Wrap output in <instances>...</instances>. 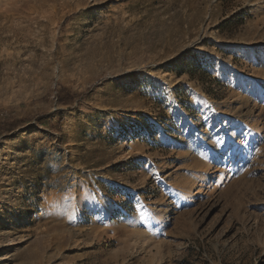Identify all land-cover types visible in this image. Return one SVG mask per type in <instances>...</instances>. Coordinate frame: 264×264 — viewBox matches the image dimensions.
<instances>
[{"label": "rangeland", "instance_id": "obj_1", "mask_svg": "<svg viewBox=\"0 0 264 264\" xmlns=\"http://www.w3.org/2000/svg\"><path fill=\"white\" fill-rule=\"evenodd\" d=\"M0 264H264V0H0Z\"/></svg>", "mask_w": 264, "mask_h": 264}, {"label": "bare ground", "instance_id": "obj_2", "mask_svg": "<svg viewBox=\"0 0 264 264\" xmlns=\"http://www.w3.org/2000/svg\"><path fill=\"white\" fill-rule=\"evenodd\" d=\"M259 58H256L255 60H258Z\"/></svg>", "mask_w": 264, "mask_h": 264}]
</instances>
